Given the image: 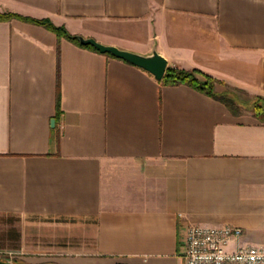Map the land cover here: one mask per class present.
Masks as SVG:
<instances>
[{
    "label": "crops",
    "instance_id": "obj_1",
    "mask_svg": "<svg viewBox=\"0 0 264 264\" xmlns=\"http://www.w3.org/2000/svg\"><path fill=\"white\" fill-rule=\"evenodd\" d=\"M4 13L264 96V0H0ZM0 217L48 230L22 243L28 264H184L191 224L241 228L231 249L264 246V125L0 20Z\"/></svg>",
    "mask_w": 264,
    "mask_h": 264
},
{
    "label": "trees",
    "instance_id": "obj_2",
    "mask_svg": "<svg viewBox=\"0 0 264 264\" xmlns=\"http://www.w3.org/2000/svg\"><path fill=\"white\" fill-rule=\"evenodd\" d=\"M11 19H19L28 23L42 26L55 33L58 38H66L81 47L91 48L95 51H99L91 45L81 44L78 39V35H72L65 27L55 25L50 19H35L23 17L13 13L0 14V20ZM106 55L115 57L109 53H106ZM159 82L160 84L166 86L187 85L200 93H203L215 100L220 101L235 116H240L243 113H247V111H251L252 115L259 121V123L264 125V96H251L244 90L232 88L228 86L224 81L216 79L199 69L188 70L168 66L163 78ZM220 87L223 89H219ZM59 109L58 98V113L60 111Z\"/></svg>",
    "mask_w": 264,
    "mask_h": 264
},
{
    "label": "built area",
    "instance_id": "obj_3",
    "mask_svg": "<svg viewBox=\"0 0 264 264\" xmlns=\"http://www.w3.org/2000/svg\"><path fill=\"white\" fill-rule=\"evenodd\" d=\"M243 230L234 226L188 225L182 238L184 264H264V246H231Z\"/></svg>",
    "mask_w": 264,
    "mask_h": 264
},
{
    "label": "rangeland",
    "instance_id": "obj_4",
    "mask_svg": "<svg viewBox=\"0 0 264 264\" xmlns=\"http://www.w3.org/2000/svg\"><path fill=\"white\" fill-rule=\"evenodd\" d=\"M247 97V96H245ZM251 113V111H247ZM46 228H38L28 224L17 217H0V260L11 262L12 264H28L20 260L17 256L20 254L22 243H32L47 238ZM57 231V230H56ZM49 232H54L51 228ZM59 238L62 239L63 232H58ZM69 238L68 236H65Z\"/></svg>",
    "mask_w": 264,
    "mask_h": 264
},
{
    "label": "water",
    "instance_id": "obj_5",
    "mask_svg": "<svg viewBox=\"0 0 264 264\" xmlns=\"http://www.w3.org/2000/svg\"><path fill=\"white\" fill-rule=\"evenodd\" d=\"M78 39L83 45H91L98 49L101 53H109L117 58L123 59L135 66H138L149 72L157 81H160L168 67L166 59L157 52L151 56H144L131 51L123 50L115 46L104 45L94 38H84L78 36ZM52 125H55L53 120ZM0 264H12L8 261L0 260Z\"/></svg>",
    "mask_w": 264,
    "mask_h": 264
}]
</instances>
